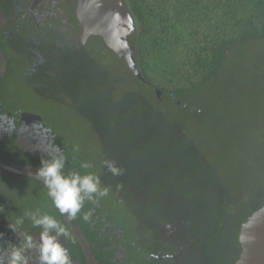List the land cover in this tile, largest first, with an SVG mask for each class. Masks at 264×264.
Wrapping results in <instances>:
<instances>
[{
	"label": "rangeland",
	"instance_id": "1",
	"mask_svg": "<svg viewBox=\"0 0 264 264\" xmlns=\"http://www.w3.org/2000/svg\"><path fill=\"white\" fill-rule=\"evenodd\" d=\"M19 2L0 0V107L41 119L66 149L68 173L91 171L110 189L98 203L112 218V243L129 254L125 264H152L147 252L159 243L152 240L171 221L180 223L173 241L181 239V257L164 264H238L247 220L264 208V39L230 55L178 104L137 81L125 59L100 52L99 38L89 50L71 47L60 31L68 1L47 6L39 25L19 21ZM148 73L163 89L179 85L159 70ZM8 155L1 158L18 165ZM81 161L92 168L82 169ZM0 188L14 223L36 209L58 220L39 180L1 168ZM248 194L253 202L234 215L233 202Z\"/></svg>",
	"mask_w": 264,
	"mask_h": 264
},
{
	"label": "trees",
	"instance_id": "2",
	"mask_svg": "<svg viewBox=\"0 0 264 264\" xmlns=\"http://www.w3.org/2000/svg\"><path fill=\"white\" fill-rule=\"evenodd\" d=\"M125 2L136 26L134 33L128 36V41L135 46L136 64L141 76L140 79L133 71L134 78L146 87L154 89L157 95H166L178 104H181V98L207 85L230 55L246 45L264 39V0H125ZM0 47L3 50V44ZM98 48L100 52L104 53L106 50L117 56L103 41ZM94 52H97V49ZM150 69L159 70L167 77L172 76V81H177L178 87L166 90L157 86L148 73ZM15 119L17 120V115L11 118L12 121ZM2 154L15 157L18 165L3 160ZM62 154L67 160L66 149ZM0 161L21 169L40 166L38 156L25 152L16 143L15 135L0 136ZM68 170L66 168L63 171L67 174ZM128 198L131 200L133 196L130 195ZM254 198L248 194L243 197L241 204L233 202L230 211L236 216L242 215V207L253 202ZM8 200L7 193L0 188V233L3 231L2 228L7 229L10 224H14L11 208L6 205ZM95 206L96 204L92 202H84L83 205L90 208ZM98 212L102 213L100 209L96 213ZM83 213L85 212L78 213L73 222L81 225L83 233L93 244L92 250L98 264H111L113 254L112 249H108L111 241L104 231H101L102 222L95 221L91 226L94 230H91L89 225L95 220L96 214L92 213L91 219L85 221L82 219ZM57 216L58 222L66 228L58 210ZM178 224L179 226L171 221L167 229L157 230L152 241L157 240L159 243H155L153 250L148 251V255H151V258L147 255L150 263L179 261L181 256L177 253V247H180L182 242L178 238L177 243L176 240L173 241L177 231L180 232V223ZM77 253L82 260L79 249ZM118 264H122V261Z\"/></svg>",
	"mask_w": 264,
	"mask_h": 264
},
{
	"label": "flooded vegetation",
	"instance_id": "3",
	"mask_svg": "<svg viewBox=\"0 0 264 264\" xmlns=\"http://www.w3.org/2000/svg\"><path fill=\"white\" fill-rule=\"evenodd\" d=\"M34 1L35 0H21V2H19V5L21 6H18L16 8L18 10L17 12L19 13V21L21 20V22H23L24 24L30 23V24L39 25V23L43 22L45 20L44 10L47 8V6L52 5L55 0H39L38 4L34 8H32ZM62 1L65 0H58L59 3L63 4ZM66 1H68L70 4V16L68 19L67 12L66 14L65 13L63 14L64 22H62L61 24L62 26L60 28V31L63 33V35L66 38V42L69 43L71 47H73L76 50H80V48H82L83 46L79 41L80 25L75 16L76 0H66ZM0 39H1V34H0ZM1 44H3V40H0V45ZM0 49L2 50L1 47ZM13 115L16 114L11 113L8 110H5L2 107H0L1 137H4L5 135H12V136L15 135L16 143L19 146H21L25 152L33 155H37L39 160H41V158H45V159L53 158L54 156L63 153L64 148L57 144L56 136L53 135L51 131L43 128L41 120L37 119L36 117L35 118L28 117L19 114L17 115V120L15 119L14 121H12L11 118ZM67 162L69 161H66V163ZM66 168L69 169V166L67 164H65L64 169ZM25 169L35 173L37 170V168H32L30 166L25 167ZM88 202L90 201L85 200V203ZM95 204L96 206L94 208L82 207L81 211L87 212L88 210L91 209L92 213L96 214L95 220L89 226L91 227L95 221L102 222V226L100 227L101 231H104V234L107 235L108 239L111 241V245L108 246V249H112L113 258L117 256L121 257V259H119V262L122 261V264H125V259L129 255L128 252L126 251V249H124V247L119 246L121 245L120 243L119 245L113 244L110 238V233H112V231L113 232L115 231V228L112 229V226L110 225L112 218L102 209L101 206H99L98 202H96ZM98 209H100L102 213L100 212L96 213ZM69 220L73 228L75 229L78 237L82 241L84 248L87 252V255H85L79 241L69 230V228L67 227L66 223L63 220V223L66 227L65 229L67 231V236L61 237L60 239L63 246L67 248L69 251L70 257L72 259V264H98V261L96 260L95 254L92 250L93 244L89 242L86 234L83 233L80 227L81 225L80 224L76 225V223L73 222L72 218H69ZM10 225L16 227L17 232L21 233V235H18L10 227L7 229L5 228L1 229L3 231L0 233V255L5 257V264H7L8 254L11 252L13 246L23 243V239H22L23 234H29L34 238V240L38 241L41 231L40 228H34L23 225L17 226L16 223ZM91 230H94L93 227H91ZM116 232H118V230ZM118 234L121 236L122 239L121 233L119 232ZM78 249L81 253L82 260H80V257L78 256L77 253ZM148 253L149 252H147V255ZM26 255L28 256V264H40V261L38 259L35 250L27 252ZM148 256H150L151 258V255ZM113 258H111V260H113Z\"/></svg>",
	"mask_w": 264,
	"mask_h": 264
},
{
	"label": "clouds",
	"instance_id": "4",
	"mask_svg": "<svg viewBox=\"0 0 264 264\" xmlns=\"http://www.w3.org/2000/svg\"><path fill=\"white\" fill-rule=\"evenodd\" d=\"M74 150L78 151V148ZM65 164L66 157L63 154H58L50 160L41 158L35 177L43 181L47 194L59 213L75 219L81 212L85 200L95 204L100 198L108 196L110 189L107 186L101 187L100 177L91 171L84 174L72 171L66 174L63 171ZM102 164L114 176L122 175V169L117 167L114 161L103 160ZM92 166L90 162H80L82 169H91ZM116 187L119 189L122 185L117 184ZM91 216L90 209L82 214V219L89 221ZM25 219L31 221L32 227L41 229L39 240H34L29 234H23V243L13 246L8 254L7 264H28L26 253L32 250H35L40 264H72L69 251L60 239L67 236V231L54 216L42 213L39 209L25 211L22 217H17L16 225L22 226ZM9 227L21 235L16 227L12 225ZM0 264H5V257L2 255Z\"/></svg>",
	"mask_w": 264,
	"mask_h": 264
},
{
	"label": "water",
	"instance_id": "5",
	"mask_svg": "<svg viewBox=\"0 0 264 264\" xmlns=\"http://www.w3.org/2000/svg\"><path fill=\"white\" fill-rule=\"evenodd\" d=\"M38 2L39 0H35L32 8ZM75 16L80 25L79 41L84 49L89 50L93 46V40L100 38L118 57L125 59L141 79L136 64L135 46L128 41V36L134 33L136 26L125 0H76ZM5 61V55L0 49V73L5 68ZM0 168L38 179L35 177V172L2 161H0ZM62 217L69 230L79 241L85 255H87L84 245L68 216L62 215ZM242 241L245 253L238 264H264V208L249 218Z\"/></svg>",
	"mask_w": 264,
	"mask_h": 264
}]
</instances>
